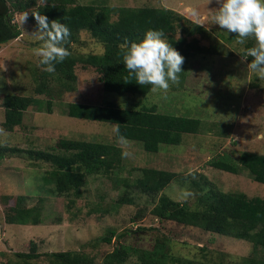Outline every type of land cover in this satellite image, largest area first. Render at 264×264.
<instances>
[{
    "label": "rangeland",
    "instance_id": "rangeland-1",
    "mask_svg": "<svg viewBox=\"0 0 264 264\" xmlns=\"http://www.w3.org/2000/svg\"><path fill=\"white\" fill-rule=\"evenodd\" d=\"M44 1L36 0V5ZM79 2L164 6L182 12L208 29L211 38L201 34L195 37L199 45L209 47L211 51H196L185 57L179 83L171 84L166 92H150L143 100L149 105L157 104L159 111L200 118L205 132L184 134L183 142L179 144H165L160 151H148L138 141L126 138L121 142L116 136L115 123L70 116L66 112L70 101L102 104L116 100L129 106L141 96H119L106 91L96 68L80 63L75 67V89L58 94L60 83L55 79L50 81L55 92H38L36 87L48 75H44L46 71L32 51L41 43L33 34L37 26L29 17L33 8L16 12L12 22L17 23L21 34L0 44V146L7 149L0 156V264L17 261V251H27L31 239L42 252L83 249L95 256L94 264H103L105 255L117 244L151 247L157 231L149 227L158 228L161 238L171 237L174 255L198 261L197 264H214V260L221 259H232L228 261L231 263L251 254L253 244L245 239L158 219L151 213L157 197L136 186L130 190L132 203L117 205L116 202L128 189L116 178L134 180L141 173L139 167L145 166L176 172L177 176L165 188V193L180 201H195L196 194L190 181L200 178L199 174L221 189L264 196V184L255 181L247 170L240 168V173H232L208 164L209 159L225 150H235L236 155L242 150L264 153V80L247 68L250 61L243 57L246 44L238 43L237 37L233 36L237 33H227L226 29L213 23L212 13L219 6L216 0ZM175 36L180 37L181 32ZM66 46L74 54L104 50V45L88 31H81L77 40ZM8 92L52 98L53 111H40L32 106L26 110L23 123L8 130L4 126L5 109L2 106V97ZM215 129H221L219 133L226 135L218 136ZM70 139L115 144L121 148L122 156V167L113 175L88 176L82 196L75 201L70 200L69 194L53 192L52 185L44 180L53 164L30 153L35 149L56 148L62 140ZM182 175L187 179L183 180ZM20 195L26 196V207H41L43 221L39 225L12 224L6 220V209L18 201ZM100 205L108 209L105 212L97 210ZM112 229L125 235L113 237L111 243H91ZM46 261L47 256L43 255L38 263ZM128 264L136 262L130 260Z\"/></svg>",
    "mask_w": 264,
    "mask_h": 264
},
{
    "label": "trees",
    "instance_id": "trees-1",
    "mask_svg": "<svg viewBox=\"0 0 264 264\" xmlns=\"http://www.w3.org/2000/svg\"><path fill=\"white\" fill-rule=\"evenodd\" d=\"M36 4V0H0V44L21 34L17 23L12 22L13 15L32 7L29 17L34 20L36 26L34 13L46 15L49 21L59 19L68 25L70 37L67 44L76 41L81 31H88L104 45L101 52L70 53L63 62L55 65L54 72H45L44 75L48 76L36 87L38 92H55L50 86V81L55 79L60 83V87L57 86L58 94L75 89L77 80L75 67L80 63L96 68L106 91L115 92L119 96L130 94L141 96L129 106L116 100L102 104L70 101L67 103V114L86 120L115 123L120 129L119 134L140 142L148 151H160L162 145L183 142L184 134L204 131L202 129L204 125L201 126V119L198 117L159 111L157 104L144 103V98L146 99L151 92V86L140 85L135 82L134 77L129 76L122 55L127 42L142 38L149 28L163 29L168 41L184 58L196 51L209 52L211 49L199 45L195 37L201 34L203 37L211 38V33L204 25L180 11L164 6H110L82 3L79 0H45L41 4ZM178 31L181 32V36L176 38ZM189 37L193 39L189 40ZM253 44V40H248L246 48ZM248 59L250 61L252 58ZM2 106L5 109L4 126L12 130L16 125L23 123L26 110L32 106L40 111L52 112L53 99L8 92L2 97ZM215 130H218L214 131L218 136L226 135L219 133L221 129ZM208 131H211V128H208ZM116 136L118 137L117 132ZM6 150L0 146V156H3ZM33 151L30 152L31 155L53 164L52 169L44 177L46 183L52 185L54 193L72 196L71 201L82 196L88 176L102 173L111 176L122 167L121 148L101 141L62 140L56 148ZM236 153L235 150L222 151L209 159L208 164L218 170L232 173H240V168L247 170L255 181L264 184V153L252 150H242L239 155ZM139 169L141 173L134 180L127 177L116 178L119 183L124 182V187L128 188L117 199V205L132 203L134 199L130 190L132 186H136L142 192L157 197L151 213L160 220L245 239L253 244L251 254L242 256L241 260L231 263L228 261L232 259L214 260V264H264V196H248L244 192L221 189L199 174L200 178H192L190 181L196 194L195 201H180L165 193V188L177 176L176 172L148 166ZM181 177L183 180L187 179L184 175ZM17 198L18 201L6 209V220L12 224L39 225L43 221L41 207H26L24 204L26 196L20 195ZM96 209L105 212L108 207L100 205ZM149 228L157 231L151 247L117 244L105 255L103 264H128L130 260H135L136 264H197L198 261L192 262L188 258L174 255L171 237L161 238V235H158V228ZM124 235L125 233L118 234L112 229L106 235H99L91 243L103 241L111 243L113 237ZM43 255L47 256V261L38 263ZM16 256L17 261L6 264L95 262V256L83 249L42 252L38 249L37 242L32 239L29 241V249L17 251Z\"/></svg>",
    "mask_w": 264,
    "mask_h": 264
},
{
    "label": "clouds",
    "instance_id": "clouds-1",
    "mask_svg": "<svg viewBox=\"0 0 264 264\" xmlns=\"http://www.w3.org/2000/svg\"><path fill=\"white\" fill-rule=\"evenodd\" d=\"M212 21L227 33H237V41L254 44L245 50L244 59L251 57L247 68L264 80V0H216ZM197 14V13H194ZM37 30L33 33L41 43L32 51L45 71L54 72L55 65L70 55L67 40L70 28L59 19L49 21L44 14L34 13ZM26 18V16H25ZM123 64L129 76L140 85H150L153 93L166 92L171 84H178L184 56L167 39L163 29L149 28L140 39L130 40L123 50ZM118 139L126 141L116 127ZM128 155V153H124Z\"/></svg>",
    "mask_w": 264,
    "mask_h": 264
}]
</instances>
